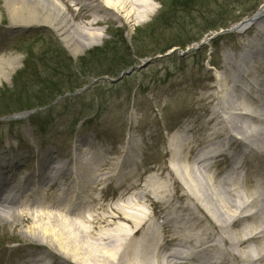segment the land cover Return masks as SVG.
<instances>
[{
  "label": "rangeland",
  "instance_id": "obj_1",
  "mask_svg": "<svg viewBox=\"0 0 264 264\" xmlns=\"http://www.w3.org/2000/svg\"><path fill=\"white\" fill-rule=\"evenodd\" d=\"M54 1L80 25L102 19L90 28L94 31L104 28L106 37L74 58L61 35L53 26L43 23L42 17L40 23L14 28L6 0H0V56L21 58L19 67L0 83V110L14 112L21 109L20 105H26L19 112L0 115V153L6 157L11 155V167L7 168L11 188L22 189L26 179L29 181L17 196L21 203H43L49 198L47 193L54 192V196L64 193L63 178L58 179L53 187L48 179L45 187L35 190L54 167V161L42 167L48 152L55 161L66 166H72L73 157L83 153L84 166L95 172L100 168V172L98 170V175L86 179L81 168H75L68 182L71 185L76 179H83L84 186H95L91 194H81L80 201L87 204L81 205L79 216L63 212L62 206L58 209L28 205L21 209L39 216L27 221L24 217L1 221L0 264H129L133 242L140 248L141 244L156 238L158 248L153 264H166V256L173 252L197 251L195 241L191 239L205 228L212 233L214 230L204 220V213L187 196L195 194L190 179L196 184L199 180H212L217 184V181L234 174L231 164L241 166V177L247 173L244 163L248 149L243 143L238 145L229 139L224 133L227 125L221 118L212 119V116L220 98L228 94L223 93L222 82L235 73L232 58L240 61L246 45L260 32V29L250 27L240 35L234 27L256 14L264 0H203L201 4H191L188 9L176 8L174 18L169 22H164L161 16L175 6L174 0H150L154 10L143 17L136 14L127 16L126 8H137L136 4L132 5L135 0H120L124 6L119 15L100 5L96 13L86 7L80 9L81 5L76 0ZM211 21L228 22L230 27L209 30L200 41L185 49L175 46L176 51L173 48L166 53H155L172 41L183 43L200 37ZM117 29L124 31L131 52L129 55L119 42L117 46L126 52L119 56L126 54L125 60L135 61L134 65L140 68L114 82L111 79L120 76L116 68L114 76H94V72L106 69L111 62L105 59L103 63L97 62V57L91 56L89 51L103 48L107 43V48H112V34ZM192 47L196 48L186 51ZM113 56L108 51L107 57ZM263 56L261 52L249 56L248 64L255 74ZM83 60L106 67L95 68L93 72L90 70L86 74L92 75L82 77L79 67ZM45 80V85L52 83L58 90L82 87L55 101L50 99L53 98L51 96L48 101H52L47 106L27 109V104L41 102L34 96L46 92L40 90L45 89L41 83ZM247 81L248 78L239 80L238 95H245L241 87L247 88ZM53 83H58L59 87ZM253 92L244 98L247 108L260 110L264 106V97ZM18 98L23 102L19 104ZM47 99L43 97L42 100ZM31 110L32 113L26 116L12 117ZM242 120L246 125L251 121L238 117L231 119L232 122ZM232 133L242 137L235 131ZM82 139L85 142L80 144ZM76 147L80 149L76 150ZM93 155H99L97 162L92 160ZM199 159L209 163L207 169L201 168ZM122 160L126 162L122 164ZM259 161L258 157L252 160L253 167L247 179L250 188L255 187L258 177L255 165ZM185 170L190 177L185 175ZM110 182L114 185H109ZM74 198L69 188L65 192V203ZM118 209L142 218L140 231L132 236H121L119 240L116 237L101 239L102 232L117 233L114 230L117 224L108 226L91 218H107L116 214ZM252 211L253 208L247 209L244 214ZM117 223L131 225V229L135 227L125 219ZM247 224L248 221H240L230 227V231H239ZM36 225L60 235L68 251H55V245H52V251L59 254L47 250L30 233ZM86 231L92 232L87 234ZM181 237L186 240L181 242ZM212 244L225 248L218 235H214ZM253 249L254 244L249 242L246 250L251 251L255 258L258 254ZM144 252L143 249L136 251L139 259ZM111 254L114 259L109 258ZM137 262L142 264L139 260ZM184 262L182 264H198L196 259ZM226 264H235V261L231 259Z\"/></svg>",
  "mask_w": 264,
  "mask_h": 264
},
{
  "label": "bare ground",
  "instance_id": "obj_2",
  "mask_svg": "<svg viewBox=\"0 0 264 264\" xmlns=\"http://www.w3.org/2000/svg\"><path fill=\"white\" fill-rule=\"evenodd\" d=\"M76 1L81 5L80 9H93L96 13L99 12L97 7L100 5L104 9H109L113 11L114 14L119 15L120 10L124 6L122 2L120 3V0ZM149 1L150 0H135V2H132V5L136 4L137 8L134 9V7L131 6L126 8L127 16L136 14L143 17L150 15L154 8ZM6 4L14 28L40 23L39 20L42 17L43 23L53 26L59 35H61L64 45L74 58H77L82 51L99 44L102 39L106 37L104 28L97 31L90 28V26L98 24L102 19H95L94 21L86 22L85 25H80V23H76L54 0H6ZM250 24V29H260V32H258L256 37L246 45L243 51V57L240 61H235L232 58V63L235 65V73L226 77L222 82L223 93L225 92L228 94L225 98L221 97L225 102H222L220 96H218L220 101L217 103L216 112L213 113L212 116V119L221 118L225 125H227L224 133L229 139L238 145L243 143L248 149L245 153L246 160L244 163L247 173L245 177H241L239 173L241 166L236 167L231 164L233 173H236V175L233 174L226 179L217 181V184H213L214 181L212 180L207 182L199 180L196 184L194 180L192 181V179H190L189 183L195 191V194H188L187 196L194 201L197 209L204 213V220L210 223V227L214 230V233L210 232L207 228L197 233V235L191 239L195 241L197 251L190 250L170 253L165 258L166 264H182L185 263L184 261L186 260L195 259L198 264H226L230 262L231 259L235 261V264H257L258 262H264V106H262L260 110L255 108L249 109L244 99L247 97V94L254 93L253 91L259 96L264 97V58H262L261 62L256 67L259 69L257 74L250 70V63L248 64L249 56H255L260 52L264 55V3L256 14L244 20L242 23L237 24L234 27L235 32L244 35L249 31V29L246 30V27ZM20 64L21 58L19 56H0V83L3 78L8 79ZM216 78L218 80V77ZM242 78L246 80L248 78L247 82L249 85L247 88L241 87L245 95L242 93L238 95L236 90L239 89L238 82ZM229 97H231V99ZM233 117L248 119L253 123L250 121V123L246 125L244 122L245 120L232 122L231 119ZM229 120L230 126L228 125ZM231 131L241 134L242 137H236ZM83 142H85V139L80 140V144ZM79 149L80 147H76V150ZM5 155L4 153H0V222L9 221L10 219L16 220L23 217V219L27 221L31 217L39 216L29 210L21 209L28 205H39L44 208L58 207V209L62 206L61 210L65 213L78 216L81 215L77 213L79 210H82L80 209L81 205L87 203H82L83 200L80 201V199L82 196H85L84 192H87L86 194H91L95 186L91 188L87 187V185L84 186L83 179H76L74 184L71 185H69L68 182L72 178L75 168L80 167L86 179L98 175V170L100 172V168L95 172L89 166H84L85 154L82 153L74 156L71 162L72 166H66L60 161H55L51 152L45 155L42 161V167L53 161L54 167L51 170V174L45 176L43 182L35 188L36 192L45 187L47 183L45 181L48 179L52 181V187L57 184L56 181L60 178H63L65 182L62 190L64 193H59L56 196L53 195L54 192L47 193L49 194V198L47 201H43V203L38 201L21 203L17 200V196L21 190L29 185V181L26 179L22 189L11 188V185H9L10 175L7 171V168L9 169L11 167V155L7 156L9 159ZM255 157L260 159L255 165V173H257L258 177L255 181V187L250 188L247 179H249L248 174L251 173V168L253 167L252 160ZM99 158V155H93L92 160L94 159V161L97 162ZM96 162L94 163L99 165ZM125 162L126 160H122V164ZM198 164L203 169H207L209 166V163H204L203 159H199ZM185 171V175L190 177L188 174L189 172L187 170ZM109 177L113 179L112 175ZM108 179L106 178V180ZM111 184L113 183L110 182L109 185ZM69 188L72 189L75 198L73 201L65 203V192ZM59 190H61V188ZM250 208H253L254 211L250 214H244V212ZM119 210L120 209L116 211V214L107 216V218H91L92 221H96V223L103 222L108 226L112 225V223L117 224V227L114 229L117 233L114 231L102 232L99 236L101 239L109 240L111 237H116V239L119 240L121 236H132L140 231L141 223L143 222L142 218ZM81 217L85 218L83 215ZM123 219L128 222L130 221L136 228L134 227L135 229H131V225L128 227L126 224L117 223L118 220L120 222V220ZM244 220L248 221V224L245 225L243 229L236 232L230 231V227ZM73 222L75 224L78 223L76 221ZM30 231L32 237L42 242L47 247V250L54 252L52 251V245H55L57 247L55 251H68L63 244V238L56 233L49 232L47 228L36 225ZM91 232L92 231H86L87 234H91ZM214 235H218V237L222 239L225 248H217L216 245L212 244ZM183 239L186 240L184 237H181V242H184ZM249 242L254 244L253 250L258 254L255 258H253L251 251L246 250ZM135 243L133 242L132 244L131 252L133 255L132 258H130L129 264H137V260L142 264H153V257L158 248V239L156 238L154 241L152 240L147 244H141L140 248L135 247ZM205 244L208 245L202 248ZM141 249L145 252L144 254L142 253L139 259L138 254L136 255V251H141ZM109 258L114 259L112 254ZM29 264L35 263L32 262Z\"/></svg>",
  "mask_w": 264,
  "mask_h": 264
},
{
  "label": "trees",
  "instance_id": "obj_3",
  "mask_svg": "<svg viewBox=\"0 0 264 264\" xmlns=\"http://www.w3.org/2000/svg\"><path fill=\"white\" fill-rule=\"evenodd\" d=\"M203 0H174L172 1L174 3V5L176 6H173L169 9V11L166 13V14H163L161 17H162V20H164V22H169V20L172 18H174V14L176 12V8L178 7H181V8H184V9H188L191 4H194V3H197V4H201ZM172 3V4H173ZM171 12V13H170ZM229 26V23L228 22H221V23H216L214 21H211L209 23V25H207V27L205 28V32L203 34L200 35V37H194L193 39H190L186 42H183V43H180V42H175V41H172L170 44L168 45H165L163 47H161L160 49H158L157 51H155V53H166L168 50H170L171 48L175 47V46H180L182 49H185L188 45L192 44L193 42H198L202 39V37L209 31V30H219L221 28H227ZM112 40L114 39V41L111 40V42L114 43L113 47L112 48H107L109 43H107V46L103 47V48H94L93 50L89 51V54H91V56H95L97 57L98 60H96L97 62H102L103 63V59L105 60H108L111 62L110 66L107 67L106 69H99L97 72H94L96 73L94 76L95 77H99V76H102V75H110V76H114L115 73L117 71L114 70V68L118 69V72L121 73L122 70H125V69H128L130 68L131 66L134 65L135 61H130L128 62L126 59V57H124L126 54H124V56H119L121 52H125L124 50H122L121 47H125L126 48V51H128V54L131 55V52H130V47L126 44V39H125V36H124V31L122 30H118L117 29V32L112 34ZM119 42L121 43V47H118L117 45L119 44ZM110 49V50H109ZM108 51L110 52V54H114L113 57H107V54H108ZM126 53V52H125ZM122 54V53H121ZM30 58V57H29ZM28 58V59H29ZM30 61V59H29ZM95 63V62H94ZM28 60H27V63L26 65H28ZM117 65L119 68H117ZM98 67H106L104 66L103 64L102 65H95L91 62H88V61H84L80 63V76L82 77H86L87 75H92V74H86L88 73V71L90 72H93V69L95 68H98ZM34 78H36V75L35 74H31ZM47 80L45 81H42V85L46 83ZM52 84V83H51ZM49 83H47V85H45V89L44 88H40V90H43V91H46L44 93H39V94H36L34 96V99L35 100H41V102H35V104L33 105H30V104H27L29 105L28 107H26L27 109H35V108H38L39 106L40 107H44V106H47L50 104V102L53 100L55 101L56 98L58 97H62V96H65L67 95L68 93L70 92H74L78 89H80L82 86H76L75 88H69L68 90H58L56 87H54V85H51ZM53 84H57V86L59 87L58 83H53ZM43 85V86H44ZM53 97V98H50V97ZM43 97H48L47 100H42ZM50 99H52L51 101H48ZM19 99V98H18ZM19 99L18 100V103L20 104L21 101ZM22 106H26V105H20V110L18 111H14V112H9L7 110H0V115L1 114H7V113H15V112H19L21 110H24L25 108H22Z\"/></svg>",
  "mask_w": 264,
  "mask_h": 264
},
{
  "label": "water",
  "instance_id": "obj_4",
  "mask_svg": "<svg viewBox=\"0 0 264 264\" xmlns=\"http://www.w3.org/2000/svg\"><path fill=\"white\" fill-rule=\"evenodd\" d=\"M171 52H173V51H171ZM171 52H169L168 54H170ZM138 68H140V67L139 66H134L130 70L122 72V74L120 75V77L118 79H111V80L114 81V82H117V81L121 80L124 75H129V74H131L132 72H134ZM26 114H29V112L26 113ZM15 117H18V116H15Z\"/></svg>",
  "mask_w": 264,
  "mask_h": 264
}]
</instances>
